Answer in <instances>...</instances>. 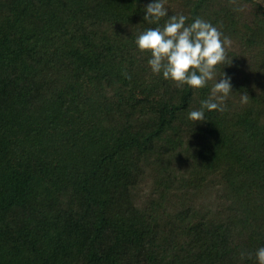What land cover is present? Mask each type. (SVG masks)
<instances>
[{
  "label": "trees",
  "instance_id": "1",
  "mask_svg": "<svg viewBox=\"0 0 264 264\" xmlns=\"http://www.w3.org/2000/svg\"><path fill=\"white\" fill-rule=\"evenodd\" d=\"M152 2L0 0V264H258L264 8L167 0L232 41L226 108L194 123L212 82L152 73L135 44L168 19L144 21Z\"/></svg>",
  "mask_w": 264,
  "mask_h": 264
},
{
  "label": "clouds",
  "instance_id": "2",
  "mask_svg": "<svg viewBox=\"0 0 264 264\" xmlns=\"http://www.w3.org/2000/svg\"><path fill=\"white\" fill-rule=\"evenodd\" d=\"M236 4V0H231ZM167 0H154L144 9V21L148 24H158L162 18L168 17L163 28H148L135 40L138 49L143 53H150L147 63L153 74L162 75L171 80L177 87L184 85L199 90L208 87L212 82L210 95L200 102L198 110L188 113L192 122H204L205 110L223 112L226 101L232 94L231 77L222 70L217 76V66H228L231 60L228 49L232 45L229 37L210 22L197 17L194 22L186 24L185 15H168ZM246 5L234 7V11L242 12ZM222 67V68H223ZM131 79V77H128ZM249 96L241 94L240 102L247 104ZM251 259V254L240 253ZM258 264H264V247L255 252Z\"/></svg>",
  "mask_w": 264,
  "mask_h": 264
},
{
  "label": "rangeland",
  "instance_id": "3",
  "mask_svg": "<svg viewBox=\"0 0 264 264\" xmlns=\"http://www.w3.org/2000/svg\"><path fill=\"white\" fill-rule=\"evenodd\" d=\"M254 1H256L257 7L259 8V10H260V8H264V0H254ZM257 7L253 8L252 5H246L245 10L240 13L241 14V16H240L241 17L240 18L241 26L244 24L245 21H247L249 23L255 19L254 16L257 14L256 11H258Z\"/></svg>",
  "mask_w": 264,
  "mask_h": 264
}]
</instances>
